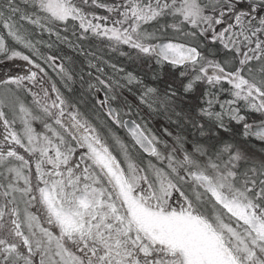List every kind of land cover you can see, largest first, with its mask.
Returning <instances> with one entry per match:
<instances>
[{
  "label": "snow or ice",
  "instance_id": "6c2138e0",
  "mask_svg": "<svg viewBox=\"0 0 264 264\" xmlns=\"http://www.w3.org/2000/svg\"><path fill=\"white\" fill-rule=\"evenodd\" d=\"M0 264H264V0H0Z\"/></svg>",
  "mask_w": 264,
  "mask_h": 264
},
{
  "label": "trees",
  "instance_id": "16d2710c",
  "mask_svg": "<svg viewBox=\"0 0 264 264\" xmlns=\"http://www.w3.org/2000/svg\"><path fill=\"white\" fill-rule=\"evenodd\" d=\"M162 119H163V118H159V119H157L156 121H154V124H155L156 128H162V127L165 126V124H164V125H161V123H162ZM157 121L159 122L160 125L157 124Z\"/></svg>",
  "mask_w": 264,
  "mask_h": 264
},
{
  "label": "bare ground",
  "instance_id": "6f19581e",
  "mask_svg": "<svg viewBox=\"0 0 264 264\" xmlns=\"http://www.w3.org/2000/svg\"><path fill=\"white\" fill-rule=\"evenodd\" d=\"M165 123H166V121L164 119H162L161 125H164ZM157 124L160 125L158 121H157Z\"/></svg>",
  "mask_w": 264,
  "mask_h": 264
},
{
  "label": "flooded vegetation",
  "instance_id": "af4514ba",
  "mask_svg": "<svg viewBox=\"0 0 264 264\" xmlns=\"http://www.w3.org/2000/svg\"><path fill=\"white\" fill-rule=\"evenodd\" d=\"M79 59L82 61L83 58H79ZM166 123H167V122H166ZM166 123H165V126H166Z\"/></svg>",
  "mask_w": 264,
  "mask_h": 264
},
{
  "label": "rangeland",
  "instance_id": "374dc122",
  "mask_svg": "<svg viewBox=\"0 0 264 264\" xmlns=\"http://www.w3.org/2000/svg\"><path fill=\"white\" fill-rule=\"evenodd\" d=\"M156 127V126H155Z\"/></svg>",
  "mask_w": 264,
  "mask_h": 264
}]
</instances>
